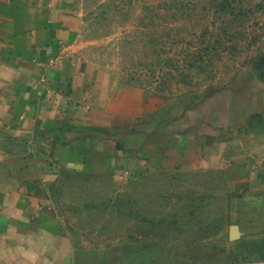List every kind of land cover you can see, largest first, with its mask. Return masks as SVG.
I'll return each mask as SVG.
<instances>
[{
	"label": "crops",
	"instance_id": "crops-1",
	"mask_svg": "<svg viewBox=\"0 0 264 264\" xmlns=\"http://www.w3.org/2000/svg\"><path fill=\"white\" fill-rule=\"evenodd\" d=\"M80 25L63 0H0V264L73 263L49 200L66 174H223L228 237L264 243V167L227 156L234 135L264 132V97L147 95L82 56Z\"/></svg>",
	"mask_w": 264,
	"mask_h": 264
},
{
	"label": "rangeland",
	"instance_id": "rangeland-1",
	"mask_svg": "<svg viewBox=\"0 0 264 264\" xmlns=\"http://www.w3.org/2000/svg\"><path fill=\"white\" fill-rule=\"evenodd\" d=\"M63 2L80 17L82 56L147 95L264 97V0ZM227 156L264 167V132L234 135ZM235 189L212 171L118 182L66 174L49 200L72 264H264V243L228 237Z\"/></svg>",
	"mask_w": 264,
	"mask_h": 264
}]
</instances>
